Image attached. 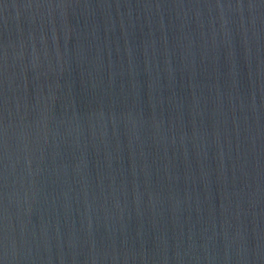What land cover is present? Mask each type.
I'll return each mask as SVG.
<instances>
[{
  "label": "water",
  "instance_id": "1",
  "mask_svg": "<svg viewBox=\"0 0 264 264\" xmlns=\"http://www.w3.org/2000/svg\"><path fill=\"white\" fill-rule=\"evenodd\" d=\"M2 264H264V0H0Z\"/></svg>",
  "mask_w": 264,
  "mask_h": 264
},
{
  "label": "snow or ice",
  "instance_id": "2",
  "mask_svg": "<svg viewBox=\"0 0 264 264\" xmlns=\"http://www.w3.org/2000/svg\"><path fill=\"white\" fill-rule=\"evenodd\" d=\"M0 264H2V262H0Z\"/></svg>",
  "mask_w": 264,
  "mask_h": 264
}]
</instances>
